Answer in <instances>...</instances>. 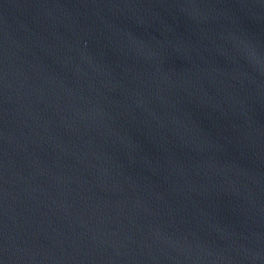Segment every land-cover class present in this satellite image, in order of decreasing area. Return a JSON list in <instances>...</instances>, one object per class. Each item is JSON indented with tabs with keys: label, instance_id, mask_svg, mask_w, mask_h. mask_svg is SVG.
<instances>
[{
	"label": "water",
	"instance_id": "water-1",
	"mask_svg": "<svg viewBox=\"0 0 264 264\" xmlns=\"http://www.w3.org/2000/svg\"><path fill=\"white\" fill-rule=\"evenodd\" d=\"M0 264H264V0H0Z\"/></svg>",
	"mask_w": 264,
	"mask_h": 264
}]
</instances>
